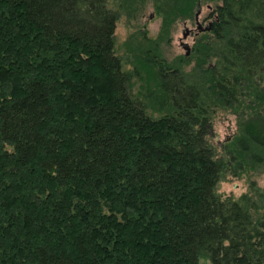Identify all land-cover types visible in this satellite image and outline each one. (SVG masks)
<instances>
[{
  "label": "trees",
  "instance_id": "16d2710c",
  "mask_svg": "<svg viewBox=\"0 0 264 264\" xmlns=\"http://www.w3.org/2000/svg\"><path fill=\"white\" fill-rule=\"evenodd\" d=\"M108 1L0 0V264H264L259 205L219 190L264 151V0H227L196 81L147 38L117 49ZM156 3L167 29L194 1Z\"/></svg>",
  "mask_w": 264,
  "mask_h": 264
},
{
  "label": "rangeland",
  "instance_id": "374dc122",
  "mask_svg": "<svg viewBox=\"0 0 264 264\" xmlns=\"http://www.w3.org/2000/svg\"><path fill=\"white\" fill-rule=\"evenodd\" d=\"M128 1L129 2L119 10L117 8L119 6L116 5V2L108 1L110 8L112 10L114 9L115 12L118 11L119 19L116 25L115 38H117V49L123 50V52L119 50L120 52L125 54V47L131 42L140 45L141 42L147 38L146 40L160 47L162 58H166L170 63H173L174 66H178L182 69L183 73L189 77L188 79L191 78L194 81H196V78L190 75L195 74L194 70L197 69L198 66L203 65V67L209 69V67L216 65L217 59L212 56L201 58L205 57L206 53H208L212 47L211 43L215 41L214 34L211 32L199 33L200 35L196 40L191 37L189 40L190 45L193 47V52L190 56H186V50L180 45V40L184 36L185 24L183 16H175L174 19L172 18L171 24L170 22L167 23V29H162L166 23H164L163 15L159 14L157 11L156 0ZM193 1L194 4L191 8H184V10H186L184 11L185 23L197 30L198 27L197 23H195V14L199 7L198 3L202 1L204 17H206L210 13L208 4L210 3L216 7L217 4L220 3V0ZM133 2L134 4H132ZM154 10L156 11V15L151 18ZM199 49L200 52L205 53L204 56L198 57V53L196 54V52L199 51ZM260 88L264 91V81L260 84ZM240 111L244 112L243 107ZM239 118V113L236 114L234 111L225 110L223 107L217 108V110L214 111V136L212 137V141L218 148L221 156L225 149L230 151L238 150V147L236 148V145L234 146V141L236 137L241 135L240 130L242 123L239 121ZM257 153L260 157L258 161L246 154V160L244 159L240 162V160L237 159L232 162L229 166L230 170L219 185V190L224 198L232 197L235 200H239L243 196H247V198L252 197L253 202L259 205L260 211L258 210L256 213L257 216H259L260 213L264 214V151ZM232 156L233 158L235 157L234 155ZM238 191L240 192L239 195H237ZM201 264H209V262L203 260Z\"/></svg>",
  "mask_w": 264,
  "mask_h": 264
},
{
  "label": "flooded vegetation",
  "instance_id": "af4514ba",
  "mask_svg": "<svg viewBox=\"0 0 264 264\" xmlns=\"http://www.w3.org/2000/svg\"><path fill=\"white\" fill-rule=\"evenodd\" d=\"M227 4H228L227 0H220V3H218L216 7H214L209 3L208 8L210 13L206 17H204L202 1H200L198 3L199 7L196 10V14H195V23H197V27H198L197 30L194 27H191L189 24L185 23V13L181 15L183 16V21L185 25L183 32L184 36L180 40V45L186 50V56H190L193 52V47L190 45L189 39L192 37L195 38L194 40H196L200 35L199 33L211 32L213 34V31L215 30L217 24L220 23L219 21L222 10L226 8ZM155 13L156 11L154 10L151 18H153L156 15ZM189 52L190 54L188 55Z\"/></svg>",
  "mask_w": 264,
  "mask_h": 264
},
{
  "label": "clouds",
  "instance_id": "9594fccd",
  "mask_svg": "<svg viewBox=\"0 0 264 264\" xmlns=\"http://www.w3.org/2000/svg\"><path fill=\"white\" fill-rule=\"evenodd\" d=\"M239 194H240V192L238 191V192H237V195H239Z\"/></svg>",
  "mask_w": 264,
  "mask_h": 264
},
{
  "label": "water",
  "instance_id": "95a60500",
  "mask_svg": "<svg viewBox=\"0 0 264 264\" xmlns=\"http://www.w3.org/2000/svg\"><path fill=\"white\" fill-rule=\"evenodd\" d=\"M190 47V46H189ZM190 54V52L188 53V55Z\"/></svg>",
  "mask_w": 264,
  "mask_h": 264
}]
</instances>
